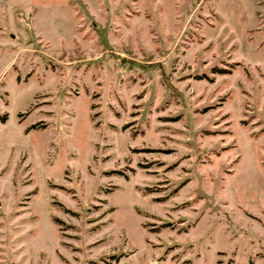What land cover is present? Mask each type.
<instances>
[{"label": "rangeland", "instance_id": "1", "mask_svg": "<svg viewBox=\"0 0 264 264\" xmlns=\"http://www.w3.org/2000/svg\"><path fill=\"white\" fill-rule=\"evenodd\" d=\"M0 264H264V0H0Z\"/></svg>", "mask_w": 264, "mask_h": 264}]
</instances>
